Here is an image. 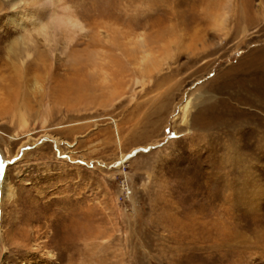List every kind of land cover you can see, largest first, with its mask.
Returning <instances> with one entry per match:
<instances>
[{
    "label": "rangeland",
    "instance_id": "374dc122",
    "mask_svg": "<svg viewBox=\"0 0 264 264\" xmlns=\"http://www.w3.org/2000/svg\"><path fill=\"white\" fill-rule=\"evenodd\" d=\"M67 1L124 44L50 85L0 11V264H264V0ZM104 53L115 97L72 71Z\"/></svg>",
    "mask_w": 264,
    "mask_h": 264
},
{
    "label": "bare ground",
    "instance_id": "6f19581e",
    "mask_svg": "<svg viewBox=\"0 0 264 264\" xmlns=\"http://www.w3.org/2000/svg\"><path fill=\"white\" fill-rule=\"evenodd\" d=\"M4 7L7 8V10H9V8L12 9L10 16H8V27H10L12 33H17V31L20 33V36H16L14 40L9 42L7 51L5 52L6 55L11 56L12 59L15 60V63H18L15 66L18 67V71L16 72L20 77H22V75L27 76L31 66L35 65L33 69L38 72H40V69L42 70L43 66V68L48 70V83L52 85L54 82V64L59 60L58 54H66L67 52L73 53L75 47L79 43L78 39L80 37L84 39V37L89 36L90 31L98 36L96 41L99 44L97 45H99V47L102 46V49L105 48L109 50V48L111 49V47H113L121 51V46L124 44L123 41L121 45L116 41L118 38L115 37V34L113 35L108 31L105 23V25L96 23L92 27L91 25L87 26V22L78 15L67 0H0V11L4 10ZM101 37L105 39V43L101 41ZM110 37H115L114 41H110ZM127 38L128 41H125L126 44H132L131 40L134 37L132 39L130 37ZM87 44H89V42ZM151 48L152 47L147 43L142 54L143 62L151 57ZM48 58L53 60L50 64V70L47 65ZM110 58L104 53L102 56L97 55L93 59L87 58L86 60H77L73 63L72 69L74 70L72 71L79 74L80 66H82V64L87 65V72L91 74L92 77H95V82L99 83L98 87H101V89H114L115 97V95L121 91L120 88H122V83L121 81L115 80L117 73H114V69L112 70L111 68L115 62ZM83 67L84 66H82V68ZM14 69L15 68H13V70ZM87 72L85 70L84 74H88ZM84 76L85 75H82V77ZM141 80L140 77H137L136 83L138 84ZM50 87L51 86H48V88ZM48 96L49 93L47 94V97ZM2 173L1 177L3 182L0 187L3 189L6 185L7 177H5L3 171ZM32 227L34 228L35 225H32Z\"/></svg>",
    "mask_w": 264,
    "mask_h": 264
}]
</instances>
